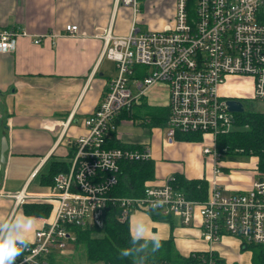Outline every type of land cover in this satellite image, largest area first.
I'll return each mask as SVG.
<instances>
[{
  "label": "built area",
  "instance_id": "built-area-1",
  "mask_svg": "<svg viewBox=\"0 0 264 264\" xmlns=\"http://www.w3.org/2000/svg\"><path fill=\"white\" fill-rule=\"evenodd\" d=\"M113 1L116 7L131 8L135 18L139 0ZM66 32L75 35L78 27L67 26ZM27 35L0 29V52H14L18 38ZM41 41L37 37L34 43ZM104 44V57L116 64L117 73L95 112L84 120L88 134L76 141L69 172L55 178L48 196L0 191V199H13L18 207L30 199L52 206L51 217L15 264H50L54 253L75 241L72 228L102 229L111 207L120 209V222L141 211L177 219L184 227L198 226L209 249L193 253L187 264H219L215 247L225 237L239 239L243 248L260 246L264 255V175L250 189L233 194H226L215 179L202 201L187 199L173 185L175 176L161 185L147 182L143 197H115L111 193L121 164L150 161L152 152L107 148L120 115L140 104L151 87L163 84L169 90L166 137L171 141L177 133L201 134L198 142L218 176L226 154L218 151V137L235 129L236 114L228 105L234 97L223 87L243 80L251 91L237 98L264 101V0H176L173 22L164 30L143 32L134 19L126 37L109 33Z\"/></svg>",
  "mask_w": 264,
  "mask_h": 264
},
{
  "label": "crops",
  "instance_id": "crops-1",
  "mask_svg": "<svg viewBox=\"0 0 264 264\" xmlns=\"http://www.w3.org/2000/svg\"><path fill=\"white\" fill-rule=\"evenodd\" d=\"M132 13L131 8L116 7L113 0H0V29H18L28 34L18 38L14 52H0L2 193L17 195L26 192L32 197L51 193L54 185H43V177L48 175L53 163L71 160L76 151V141L88 134L84 120L95 112L110 81L116 76V64L104 57V37L109 33L115 37H126L133 24ZM70 25L78 27L77 34H67L66 28ZM37 37L42 38L39 44L34 43ZM238 81L241 82L234 79L223 87V91L233 97L243 95L245 92H239L233 84ZM247 88L249 93L250 87ZM148 92L151 96H164V99L154 100V103H159L155 105L146 102L147 95L144 96L140 104L132 107L141 117L123 119L115 137L117 142L126 146L124 149L151 150L155 174L147 182L161 185L176 175H182L189 181L204 180L208 183V197L210 183L215 179L226 194H233L250 189L254 181L263 178L264 173L258 171L259 159L256 157L255 169L250 175L234 171L232 167L235 164L223 160L224 157L219 163L221 173L215 176L216 164L203 154L201 144L170 141L166 137V125H143L146 127L145 135L123 136L118 131L120 126L128 120L134 123L145 119V104L153 108H168L169 90L166 85L156 84ZM5 138L7 149L3 154ZM207 161L211 162L209 179L206 177ZM25 203L50 205L38 199ZM19 212L21 216H27L13 199H0V220L18 216ZM51 215L48 218L29 216L34 220L30 241ZM144 224L146 230L141 229ZM130 230L133 237L139 239L168 240L172 237L175 250L178 246L176 253L185 257L209 249L198 226L184 227L177 219L156 220L149 213L139 211L130 218ZM174 234L181 237L180 242L175 241ZM215 252L226 263L252 262V251H244L240 240L233 237H225L215 247Z\"/></svg>",
  "mask_w": 264,
  "mask_h": 264
},
{
  "label": "trees",
  "instance_id": "trees-1",
  "mask_svg": "<svg viewBox=\"0 0 264 264\" xmlns=\"http://www.w3.org/2000/svg\"><path fill=\"white\" fill-rule=\"evenodd\" d=\"M145 117L144 125L148 127L166 125L169 109L153 108L145 104L143 106ZM141 117L136 113V108L125 111L117 120V126L126 118ZM149 122H148V121ZM235 129L227 135L218 137L217 148L219 152L226 150L225 156L232 159L235 156L256 157L259 159L258 171L264 173V113L246 110L243 113L235 114ZM116 132L107 148H126L125 145L116 141ZM176 140L186 142H198L201 140L199 133H177ZM136 149V148H131ZM142 149V148H139ZM73 152L68 162L53 163L48 175L43 177V185L52 186L55 178L61 173L69 172L72 164ZM224 156V157H225ZM155 166L153 161L146 162H123L121 164L119 180L111 195L115 197L139 198L144 196L145 183L154 178ZM173 185L180 190L187 199L202 201L207 198L208 183L204 180H186L182 175L175 176ZM27 216L48 218L52 212V206L47 204L25 203L22 205ZM120 209L111 207L105 217V225L102 229L92 228H72L76 236L75 245L86 248L87 258L91 262H102L104 264H187L189 257L176 253L175 243L171 237L168 240H159L160 247L153 250L154 241L151 239H139L133 237L130 230V220L120 222L117 219ZM156 220L172 221L169 218L153 216ZM172 227L174 223L170 222ZM253 253L251 264H264L263 248L249 245L243 248ZM50 264H56L53 256ZM219 264L226 263L220 260Z\"/></svg>",
  "mask_w": 264,
  "mask_h": 264
},
{
  "label": "rangeland",
  "instance_id": "rangeland-1",
  "mask_svg": "<svg viewBox=\"0 0 264 264\" xmlns=\"http://www.w3.org/2000/svg\"><path fill=\"white\" fill-rule=\"evenodd\" d=\"M175 8H176V0L175 4L173 0H139L138 5V13L134 18V13L131 14L132 22L134 19L136 20V28L143 31H161L164 30L166 27L170 26L173 22V18L175 15ZM133 12V10H132ZM240 92L248 93V85L244 84V81L241 80L233 83ZM164 99V96H151L150 92H148L146 96V102L149 101L155 105H158L157 101L154 103V100ZM239 99V98H238ZM241 102L244 104L246 110L256 111L260 113H264V101L258 100H242ZM163 103V102H162ZM144 119V116H143ZM144 120H137V122H132V120H128L125 125L120 126L119 133L124 135L132 134L133 137L141 136L146 134V127L143 125ZM229 162L235 164L232 167L234 171H238L240 173L250 175L251 171L255 169L256 159L255 157H242V156H235L233 159L229 156H225V159ZM239 165V167H238ZM243 167H240V166ZM207 167V179H209L211 174L209 170H211V162H206ZM18 216H21V213H18ZM142 230H146L147 226L141 227ZM179 233V232H177ZM175 241H181V237L174 234ZM201 239V238H200ZM176 250H178V246H176ZM56 264H104L102 262H91L87 258L86 248L81 245H75L73 242L68 243L67 247L61 251L54 253L53 255Z\"/></svg>",
  "mask_w": 264,
  "mask_h": 264
},
{
  "label": "clouds",
  "instance_id": "clouds-1",
  "mask_svg": "<svg viewBox=\"0 0 264 264\" xmlns=\"http://www.w3.org/2000/svg\"><path fill=\"white\" fill-rule=\"evenodd\" d=\"M33 225L34 220L29 216H13L0 220V264H15L16 258L30 243L29 233ZM159 247V240H155L153 250Z\"/></svg>",
  "mask_w": 264,
  "mask_h": 264
},
{
  "label": "water",
  "instance_id": "water-1",
  "mask_svg": "<svg viewBox=\"0 0 264 264\" xmlns=\"http://www.w3.org/2000/svg\"><path fill=\"white\" fill-rule=\"evenodd\" d=\"M228 105H229V110L233 113H243L245 111L244 104L241 101H236L231 99L228 101ZM6 149H7V141L5 138L3 139V147H2L3 154L6 151Z\"/></svg>",
  "mask_w": 264,
  "mask_h": 264
},
{
  "label": "flooded vegetation",
  "instance_id": "flooded-vegetation-1",
  "mask_svg": "<svg viewBox=\"0 0 264 264\" xmlns=\"http://www.w3.org/2000/svg\"><path fill=\"white\" fill-rule=\"evenodd\" d=\"M233 100H236V101H241L240 99H238L237 97H234Z\"/></svg>",
  "mask_w": 264,
  "mask_h": 264
}]
</instances>
